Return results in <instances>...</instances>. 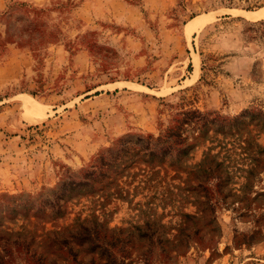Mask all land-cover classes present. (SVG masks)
<instances>
[{
    "label": "rangeland",
    "instance_id": "rangeland-1",
    "mask_svg": "<svg viewBox=\"0 0 264 264\" xmlns=\"http://www.w3.org/2000/svg\"><path fill=\"white\" fill-rule=\"evenodd\" d=\"M260 20L264 0H0V264H264ZM95 221L105 252L70 237Z\"/></svg>",
    "mask_w": 264,
    "mask_h": 264
},
{
    "label": "trees",
    "instance_id": "trees-1",
    "mask_svg": "<svg viewBox=\"0 0 264 264\" xmlns=\"http://www.w3.org/2000/svg\"><path fill=\"white\" fill-rule=\"evenodd\" d=\"M260 24L264 23V20L259 21ZM109 231L106 227H103L101 223L93 222L92 224H81L74 230L70 237L74 241L81 243H86L92 250L99 248L102 252L107 251V246L113 247L115 241L119 240L117 237H113L108 234ZM154 232L148 231H138V236L140 238L152 239ZM161 239V237H158ZM67 242V240H63ZM106 262L98 263L94 260L90 261H76V264H123L122 261L117 260L112 254L106 253Z\"/></svg>",
    "mask_w": 264,
    "mask_h": 264
}]
</instances>
